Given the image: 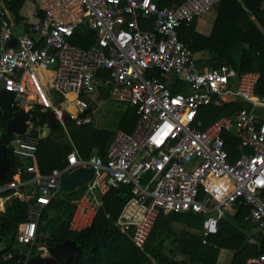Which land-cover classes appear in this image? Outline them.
Listing matches in <instances>:
<instances>
[{
  "label": "built area",
  "instance_id": "1",
  "mask_svg": "<svg viewBox=\"0 0 264 264\" xmlns=\"http://www.w3.org/2000/svg\"><path fill=\"white\" fill-rule=\"evenodd\" d=\"M7 1L0 0V92L15 95L12 108L19 97H34L42 113L52 110L62 117L63 111L44 91L43 72L52 75L50 82L57 90L79 97L84 113L78 126L92 124L98 111L84 96L106 88L113 100L134 107L139 116L135 131H120L105 157L95 154L84 160L75 150L67 157L68 165L50 175L39 174L35 165L25 166L35 162L39 139L25 135L20 140L13 153L21 162L15 173L30 177L0 182V195L32 190L25 192L30 208L28 223L17 234L20 244L34 245L42 214L58 198L63 176L80 168H94L95 174L72 202L76 207L72 231L90 228L103 197L130 186L117 225L132 234L139 248L146 245L163 210L199 215L207 245L218 235L220 223L246 206L251 235L264 239V117L256 112L264 99L255 91L260 75H241L239 88L233 91L231 68L201 67L179 33L183 24H192L223 0H185L164 8L157 0H32L38 20L27 23L19 38ZM141 21L151 23V28ZM79 30L93 32L90 48L71 43ZM14 39L18 44L11 47ZM182 80L191 88L188 93L177 91ZM237 100L253 104V109L224 116L205 129L197 117L185 119L189 111ZM230 139L238 142L240 155L235 160L228 150ZM214 186L229 190L218 198L211 192ZM246 264H264V254Z\"/></svg>",
  "mask_w": 264,
  "mask_h": 264
},
{
  "label": "trees",
  "instance_id": "2",
  "mask_svg": "<svg viewBox=\"0 0 264 264\" xmlns=\"http://www.w3.org/2000/svg\"><path fill=\"white\" fill-rule=\"evenodd\" d=\"M30 3L31 9L25 16L23 10ZM7 5L17 22L24 21L26 17L32 18L36 11L35 3L30 0H10ZM185 32L184 38H181L195 53L208 51L212 55L210 59H200L201 67L217 69L228 65L234 73L240 75L257 73L260 78L255 90L256 95L264 97V0H223L211 37L199 35L192 28L186 29ZM91 37L95 36L88 30H79L75 36L79 39ZM93 43H85L84 48H90ZM35 109L36 114L26 136L40 141L35 162L42 174L50 175L56 169H64L68 165V155L75 149L84 160L90 159L95 150L97 154L106 156L114 136L91 127V124L78 126L75 123L69 132L71 143L66 146L60 157L56 141L66 133L59 122L53 125L57 115L54 113L52 117L50 111L42 113L39 108ZM242 109L252 110L253 104L237 100L221 107L211 105L201 109L197 119L203 122L202 128L205 129L216 120L232 116ZM18 110V106L11 111L0 109V127L4 129V135L0 137V147L7 148L11 162L10 171L0 181L1 183L29 177L20 178L16 175L15 167L21 166V162L13 153L21 141L6 132L8 121ZM256 112L260 115V111ZM69 120L68 115L65 125L69 124ZM228 150L232 160L240 155L237 141L230 143ZM228 190L227 186L219 188L214 186L211 192L221 198ZM76 192L64 193L74 195ZM130 195V186L112 190L103 197L102 207L93 225L81 232L70 229L75 212V206L72 204L74 199H61L58 196L42 214L36 242L39 244L45 242L44 248L49 249L67 240L76 241L83 248V254L67 264H218L222 250L234 252L232 264H246L249 258L264 254V239L252 236L253 227L246 222V217L250 213V208L246 206L239 207L235 216L223 220L218 235L210 238L207 245L203 243V219L199 215L163 210L146 245L139 248L134 243L132 234L122 232L117 225ZM29 208L30 204L25 201L24 191L20 195L12 193L0 195V243L4 244V248L0 250V264H27L40 249L36 242L34 245H23L17 241L19 229L25 228L28 223ZM176 224L183 226L184 229L177 231L174 227ZM45 233L49 236L46 241L42 237L46 235ZM254 239L257 243L252 242ZM167 242H170V246H167ZM23 247L29 250L24 251ZM9 254L12 258L5 261L3 257ZM178 256L184 259L177 260Z\"/></svg>",
  "mask_w": 264,
  "mask_h": 264
},
{
  "label": "rangeland",
  "instance_id": "3",
  "mask_svg": "<svg viewBox=\"0 0 264 264\" xmlns=\"http://www.w3.org/2000/svg\"><path fill=\"white\" fill-rule=\"evenodd\" d=\"M30 2H33V1L30 0ZM30 6H31V3L30 5L27 4L26 7L24 8L23 14L25 16L28 15V12L30 11L29 9H31ZM13 28H14V34L16 37H22L24 35L25 28L22 22L13 24ZM94 39L95 37H91L90 39H87V38L79 39V38L74 37L71 39V43L78 47L84 48L86 47L85 43L89 42L92 44ZM196 54H197V60L200 61V56H198V53ZM206 69H209V67H206ZM103 76H106V74L103 73ZM240 76L241 75L239 73L235 72L232 77V90L235 92L239 88ZM51 78H52L51 74L40 73V80L42 82L44 91L46 92L52 105L55 108H59L61 111L65 112L66 114L70 116L68 125H65V122L63 123L62 119L59 117H57L53 123V125H55V123L57 124L59 122L60 126H62L64 132L66 133L64 137L59 138L56 141L58 150H59L58 155L61 157V155H63L65 151L66 146H68L69 143H71V140H70L71 137H70L69 132L71 131V128L75 126V123H77V119H79L81 115L84 113V110L79 105V102H78L79 97L77 95L66 94L64 92L57 90L55 86L50 82ZM182 84H185L183 80L179 82L177 91L188 93V90H190L191 88L188 85H185L186 87H184ZM103 94H104V102L98 108L97 113L93 115V123L91 124V127L107 132L109 134H112L114 138L120 131L126 132L128 134L133 133L139 122V116H138L137 110L134 107H131L124 103L113 100L110 96L109 88L104 89ZM260 98L264 99V97H261V96ZM16 104L19 109L25 108V105L38 108L37 99L34 97H30V99L19 97L16 101ZM256 111H260L264 115V106H258ZM49 113L51 115L54 112L51 110ZM198 115L199 113H194L192 111H189L187 115L185 116V119L192 120L193 117H198ZM50 121L53 122V119H51ZM3 135H4V129L0 127V137H2ZM96 153H97V150H95L93 156ZM30 163L33 164V162H30ZM83 191H84L83 189L82 190L80 189L76 192L77 194H74V195L61 192L59 198L69 199V200L77 199L82 195ZM174 227L177 231H182L184 229V227L179 224H176ZM42 237L44 241H46L49 238L47 234L43 235ZM35 244L36 246L38 245L40 249H43L45 246L43 245L45 244V242L42 244H39V242H36ZM3 248H4V244H1L0 250ZM22 249L24 251H27L28 248L23 247ZM231 259H232V256H231Z\"/></svg>",
  "mask_w": 264,
  "mask_h": 264
},
{
  "label": "water",
  "instance_id": "4",
  "mask_svg": "<svg viewBox=\"0 0 264 264\" xmlns=\"http://www.w3.org/2000/svg\"><path fill=\"white\" fill-rule=\"evenodd\" d=\"M18 41L14 39L9 43L11 47L17 46ZM13 93L1 90L0 92V106L7 110H12V103L15 100ZM36 114V109L26 110L19 109L14 113L12 119L7 123L6 132L8 135L16 136L18 140H23L33 117ZM54 117V113L52 114ZM68 115L62 113L63 123L67 120ZM11 162L8 158V150L5 146L0 148V181L6 177L10 171ZM95 174L94 168H80L72 172L66 173L61 182V191L76 192L82 189L88 182H90ZM1 246V243H0ZM83 254V248L74 240H67L55 247L38 250L27 262V264H67L73 259L79 258Z\"/></svg>",
  "mask_w": 264,
  "mask_h": 264
},
{
  "label": "crops",
  "instance_id": "5",
  "mask_svg": "<svg viewBox=\"0 0 264 264\" xmlns=\"http://www.w3.org/2000/svg\"><path fill=\"white\" fill-rule=\"evenodd\" d=\"M10 1V0H9ZM185 0H157L158 4L160 5V7L164 8V7H169V6H172L174 4L176 5H179V4H182ZM8 2V1H7ZM222 3L223 1L217 5L216 7H214L212 9V11H210L208 14L202 16V17H199L197 18L192 24L190 25H187V24H183L180 28H179V33H180V36L184 38V35H185V31L186 29L188 28H192V30L199 34V35H202L204 37H211L213 32H214V29H215V25H216V22L218 20V17H219V13H220V10H221V7H222ZM7 4V3H6ZM7 8H8V16L10 18V20L16 24V23H23L24 25V28H25V25L27 23H32V22H35L36 21V17H34V13H33V17L32 18H26L24 21H21V22H17L16 21V18L15 16L13 15V13L10 11V8L8 7L7 5ZM141 25L145 28H151V23L147 22V21H141ZM16 37V36H15ZM16 38H19V37H16ZM197 56V54H196ZM198 56H200V59H210L211 58V53H209L208 51H203V52H199L198 53ZM43 73V72H42ZM46 74V73H45ZM106 74V73H105ZM107 89V88H106ZM103 91L104 89L98 91L97 93H94V94H91V95H85L84 96V99L87 100L93 109H97L100 107V105L104 102V94H103ZM258 108V107H257ZM256 108V109H257ZM0 109L2 110H7V109H4L2 108V106H0ZM13 109V108H12ZM26 110H30V109H35V107L33 106H29L28 108H25ZM68 115V114H67ZM260 115L262 117H264V115L260 112ZM31 125V124H30ZM234 139H230L229 140V144L230 143H233ZM1 148V147H0ZM76 150V149H75ZM239 150V149H238ZM240 152V151H239ZM97 154V153H96ZM32 165H35L36 168H37V171H39L38 173L39 174H42L41 171H40V168H39V165L36 163V162H33L30 163V162H26L25 163V166H32ZM44 175V174H42ZM46 175H49V174H46ZM30 177V176H29ZM28 177V178H29ZM32 191L30 188H27L26 190H24V192H30ZM74 201V200H73ZM72 201V202H73ZM73 204V203H72ZM75 211H76V207H75ZM75 214V212H74ZM74 216V215H73ZM70 229H71V223H70ZM253 232V231H252ZM253 243H257V241L254 239L252 240ZM170 243L167 242V246H170L169 245ZM167 253H169V250L166 251ZM234 252L232 251H229V250H222V253H221V256H220V259L218 261V264H232V261L234 259ZM231 256H232V259H231ZM184 257L182 256H178L177 257V260H183ZM231 259V261H230ZM230 261V262H229Z\"/></svg>",
  "mask_w": 264,
  "mask_h": 264
},
{
  "label": "bare ground",
  "instance_id": "6",
  "mask_svg": "<svg viewBox=\"0 0 264 264\" xmlns=\"http://www.w3.org/2000/svg\"><path fill=\"white\" fill-rule=\"evenodd\" d=\"M28 107H29V106H26V105H25V108H28Z\"/></svg>",
  "mask_w": 264,
  "mask_h": 264
}]
</instances>
